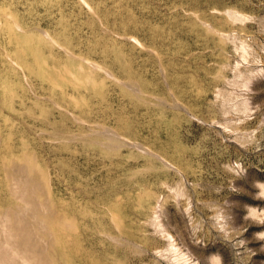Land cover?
Segmentation results:
<instances>
[{"label": "rangeland", "instance_id": "obj_1", "mask_svg": "<svg viewBox=\"0 0 264 264\" xmlns=\"http://www.w3.org/2000/svg\"><path fill=\"white\" fill-rule=\"evenodd\" d=\"M263 234L264 0H0V264H264Z\"/></svg>", "mask_w": 264, "mask_h": 264}, {"label": "bare ground", "instance_id": "obj_2", "mask_svg": "<svg viewBox=\"0 0 264 264\" xmlns=\"http://www.w3.org/2000/svg\"><path fill=\"white\" fill-rule=\"evenodd\" d=\"M242 47V46H241ZM244 49V48H243ZM243 51H245V49L243 50ZM242 51V52H243ZM244 54H245V52H244ZM242 57H244V56H242ZM259 71V70H258ZM262 71V70H261ZM249 79V78H248ZM246 82V81H245ZM243 86H245L244 84H243ZM245 87H247V86H245ZM247 105V104H246ZM243 106H245L244 104H243ZM248 106V105H247ZM245 108V107H244ZM248 109V108H247ZM251 212V211H250ZM254 213V212H253ZM250 214V213H249ZM159 222V221H158ZM6 223V222H5ZM160 223V222H159ZM158 226V225H157ZM234 226V225H233ZM158 228V227H157ZM161 234V233H160ZM168 234V233H167ZM170 235V234H169ZM169 235H166V239H170V240H172V237H171V235L169 236ZM264 235V234H263ZM162 237V236H161ZM174 242V241H173ZM173 242H169L170 244H169V246H170V249H169V253H171L172 254V257L174 258V260L177 262V263H179V264H192L190 261H189V258L188 257H185V253L183 254V253H181V251L179 250V248L177 247V246H175L174 244H173ZM166 249V248H165ZM166 251V250H165ZM12 252V251H11ZM9 253V252H8ZM15 255H17V254H15ZM25 257V256H24ZM170 257V256H169ZM9 258V257H8ZM11 258V257H10ZM171 259V258H170ZM214 260H216V259H213V261ZM219 260V259H218ZM25 261V260H24ZM29 262V261H28ZM210 262H212V261H210ZM214 263V262H213ZM217 263H219L218 261H216V264ZM25 264V263H24ZM35 264V263H34ZM194 264V263H193ZM212 264V263H211Z\"/></svg>", "mask_w": 264, "mask_h": 264}]
</instances>
